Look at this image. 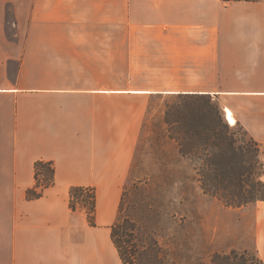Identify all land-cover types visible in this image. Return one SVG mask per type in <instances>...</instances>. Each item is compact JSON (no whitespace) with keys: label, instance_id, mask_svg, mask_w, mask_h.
<instances>
[{"label":"crops","instance_id":"1","mask_svg":"<svg viewBox=\"0 0 264 264\" xmlns=\"http://www.w3.org/2000/svg\"><path fill=\"white\" fill-rule=\"evenodd\" d=\"M160 97H208L264 163V0H0V264H122L111 226ZM39 160L55 185L27 201ZM71 186L95 188V227ZM236 210L228 246L264 262V201Z\"/></svg>","mask_w":264,"mask_h":264},{"label":"rangeland","instance_id":"2","mask_svg":"<svg viewBox=\"0 0 264 264\" xmlns=\"http://www.w3.org/2000/svg\"><path fill=\"white\" fill-rule=\"evenodd\" d=\"M147 110L117 212V217L132 223V249L125 263L120 259L122 264H259L254 251L228 246L230 236L238 232V211L202 192L195 159L203 152L202 145L183 132L197 117L215 113V102L208 97L192 101L160 97L153 98ZM235 132L245 139L241 130ZM1 203L5 201L0 199Z\"/></svg>","mask_w":264,"mask_h":264},{"label":"trees","instance_id":"3","mask_svg":"<svg viewBox=\"0 0 264 264\" xmlns=\"http://www.w3.org/2000/svg\"><path fill=\"white\" fill-rule=\"evenodd\" d=\"M230 1V0H222ZM200 98V97H198ZM215 117V118H213ZM217 109L212 115L197 117L193 124L184 127L187 138H193L203 149L196 156L197 182L202 192L217 200L223 207L237 209L264 201V163L259 158L258 144L240 127L231 128ZM219 123V126H218ZM220 126L227 133H222ZM241 130L245 139L237 138ZM198 146L195 147L198 150ZM55 185V168L52 161L34 163V185L25 191L27 201L40 199L46 189ZM68 207L71 212H82L88 226L95 227L96 192L91 186H71L68 190ZM132 223L118 216L111 226V240L123 263L132 249L129 240ZM246 252V251H245ZM259 264H264L258 257Z\"/></svg>","mask_w":264,"mask_h":264},{"label":"bare ground","instance_id":"4","mask_svg":"<svg viewBox=\"0 0 264 264\" xmlns=\"http://www.w3.org/2000/svg\"><path fill=\"white\" fill-rule=\"evenodd\" d=\"M227 120H228L229 124H231V125H233V124H234V121L231 119V117H230V116L227 118Z\"/></svg>","mask_w":264,"mask_h":264}]
</instances>
